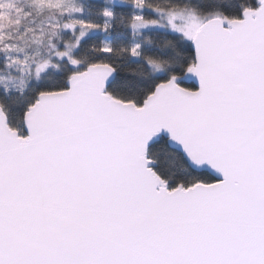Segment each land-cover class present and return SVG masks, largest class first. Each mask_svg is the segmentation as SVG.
<instances>
[{
	"label": "snow or ice",
	"instance_id": "6c2138e0",
	"mask_svg": "<svg viewBox=\"0 0 264 264\" xmlns=\"http://www.w3.org/2000/svg\"><path fill=\"white\" fill-rule=\"evenodd\" d=\"M0 264H264V0H0Z\"/></svg>",
	"mask_w": 264,
	"mask_h": 264
}]
</instances>
